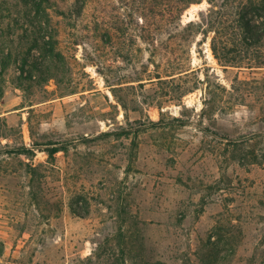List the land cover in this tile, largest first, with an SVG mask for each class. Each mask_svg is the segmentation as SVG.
<instances>
[{
  "label": "rangeland",
  "instance_id": "rangeland-1",
  "mask_svg": "<svg viewBox=\"0 0 264 264\" xmlns=\"http://www.w3.org/2000/svg\"><path fill=\"white\" fill-rule=\"evenodd\" d=\"M173 1L0 0V264H264V67L199 33L195 72L156 82Z\"/></svg>",
  "mask_w": 264,
  "mask_h": 264
},
{
  "label": "trees",
  "instance_id": "trees-1",
  "mask_svg": "<svg viewBox=\"0 0 264 264\" xmlns=\"http://www.w3.org/2000/svg\"><path fill=\"white\" fill-rule=\"evenodd\" d=\"M43 1L47 2L48 0ZM203 1H206L208 5L206 11H201L196 17L186 20V12L191 5ZM154 5L158 8L160 3L156 2ZM37 7L39 10L42 5L39 3ZM153 11L154 9H151V12ZM155 14L167 17V25L172 30L170 31L172 37L180 41L179 46L182 55L180 63H176V59L173 60L175 63L173 62L171 69L164 72V74L159 71L154 73L153 78L156 82L173 83L175 80L188 79L195 72L190 63L189 48L199 33L204 36L213 33L211 50L220 66L264 67V0H176L167 5L164 10L162 9V12ZM156 30H159V28L156 27ZM42 39L44 40L43 37L40 40L36 39L34 45L39 46L42 52H49L50 55L46 53L47 55H44L43 58L50 59L51 56H55V46L51 41H42ZM10 57L7 56V58ZM0 62L4 64L2 67L7 65L1 53ZM154 67H158V65L155 64ZM21 72L24 73V70L22 69ZM20 79L22 80V78ZM162 122V120L152 121L150 124L156 127ZM170 122L179 127L187 125V120L179 117H172ZM137 130L120 128L115 132L101 133L97 138L105 139L113 134L117 137H129L131 134L136 135ZM252 136H246L240 140L242 143H248ZM49 144L50 147L44 150L49 158H54L56 153L65 149L59 145ZM241 152L244 160L252 162L251 158L254 157L252 150L244 152L242 148Z\"/></svg>",
  "mask_w": 264,
  "mask_h": 264
},
{
  "label": "bare ground",
  "instance_id": "bare-ground-1",
  "mask_svg": "<svg viewBox=\"0 0 264 264\" xmlns=\"http://www.w3.org/2000/svg\"><path fill=\"white\" fill-rule=\"evenodd\" d=\"M208 55H209V57H211V56H212V54H211L210 52H209V54H208ZM212 58H213V56H212Z\"/></svg>",
  "mask_w": 264,
  "mask_h": 264
}]
</instances>
